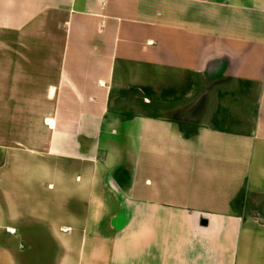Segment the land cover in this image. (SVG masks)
Segmentation results:
<instances>
[{
  "label": "crops",
  "instance_id": "crops-1",
  "mask_svg": "<svg viewBox=\"0 0 264 264\" xmlns=\"http://www.w3.org/2000/svg\"><path fill=\"white\" fill-rule=\"evenodd\" d=\"M263 206L264 0H0V264H264Z\"/></svg>",
  "mask_w": 264,
  "mask_h": 264
},
{
  "label": "rangeland",
  "instance_id": "rangeland-1",
  "mask_svg": "<svg viewBox=\"0 0 264 264\" xmlns=\"http://www.w3.org/2000/svg\"><path fill=\"white\" fill-rule=\"evenodd\" d=\"M130 96L135 95L137 104V101L141 100L142 102H146L145 94L147 95V92L144 93L141 90L134 89L131 93H129ZM214 97L216 96L215 93H213ZM200 99V93H194L191 100H187L185 103L181 104L180 106H177L176 108H168V107H157V105H161V101L158 102V104L154 107H147V108H141V107H124L122 109L125 110V112H161L165 114L166 116L177 118L180 120H184L185 122H193L194 124L200 123L203 120H209L213 122L214 124L220 125V126H227L229 128H249L252 125V122L249 124H241V121L244 116L243 110L245 105H249L253 108L254 104L257 101L258 97V91L256 87H253V89L249 90V94L246 93H240L237 95V97L234 96V98L230 101L224 102L227 107L224 109L219 107V115H210L208 117H205V112L209 111V108L206 109L207 105H211L212 113L216 111V97L211 100L208 99L209 94L203 93L201 95ZM156 102V101H155ZM168 103V102H165ZM154 105V103H153ZM151 105V106H153ZM166 105V104H165ZM219 105V104H218ZM218 108V106H217ZM214 114V113H213ZM205 115V116H204ZM215 116V117H214ZM219 118V119H216ZM183 121V122H184ZM261 205V203H260ZM259 209V208H258ZM264 212V206L262 208V211Z\"/></svg>",
  "mask_w": 264,
  "mask_h": 264
},
{
  "label": "trees",
  "instance_id": "trees-1",
  "mask_svg": "<svg viewBox=\"0 0 264 264\" xmlns=\"http://www.w3.org/2000/svg\"><path fill=\"white\" fill-rule=\"evenodd\" d=\"M193 124L189 123V122H180V128L181 131H183L184 135L186 137H190L193 136L194 134L197 133V129L192 128ZM118 173V171H117ZM233 205L237 206L238 208H243L244 206H246V199H245V194L244 192H241L237 198L233 201Z\"/></svg>",
  "mask_w": 264,
  "mask_h": 264
},
{
  "label": "bare ground",
  "instance_id": "bare-ground-1",
  "mask_svg": "<svg viewBox=\"0 0 264 264\" xmlns=\"http://www.w3.org/2000/svg\"><path fill=\"white\" fill-rule=\"evenodd\" d=\"M49 122L52 124L53 123V121L52 120H49Z\"/></svg>",
  "mask_w": 264,
  "mask_h": 264
}]
</instances>
